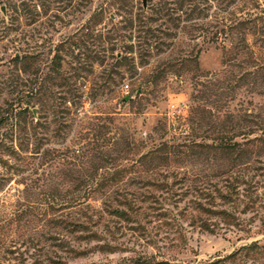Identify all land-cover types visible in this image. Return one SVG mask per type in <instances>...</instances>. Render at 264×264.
I'll list each match as a JSON object with an SVG mask.
<instances>
[{
  "label": "rangeland",
  "instance_id": "374dc122",
  "mask_svg": "<svg viewBox=\"0 0 264 264\" xmlns=\"http://www.w3.org/2000/svg\"><path fill=\"white\" fill-rule=\"evenodd\" d=\"M245 1L226 9L209 1V16L196 21L200 36L190 22L181 32L177 20L143 17L164 43L149 51L138 48L135 29L116 32L149 0H0V105L33 98L37 109L36 138L26 150L0 128V140L17 154L0 162L1 264H264V155L249 164L235 159L229 170L224 160L217 171L202 155L138 161L162 142L200 140L188 122L192 72L154 68L199 50L201 69L212 73L203 81L226 85L221 59L229 42L210 37L228 11L245 15ZM256 3L264 8V0ZM129 42L135 69L112 66L121 51L111 45ZM28 53L34 63L16 68L12 58ZM142 82L144 93L126 100ZM228 105L264 110V97L243 87Z\"/></svg>",
  "mask_w": 264,
  "mask_h": 264
},
{
  "label": "trees",
  "instance_id": "16d2710c",
  "mask_svg": "<svg viewBox=\"0 0 264 264\" xmlns=\"http://www.w3.org/2000/svg\"><path fill=\"white\" fill-rule=\"evenodd\" d=\"M150 6L147 11L140 8L135 14L125 20L123 26L118 27L116 32L121 29L138 31V48L145 46V50L152 49L160 50L164 45L160 36L156 31H160L158 26L146 27L143 17L151 22L160 20L173 21L177 20L174 26L176 30L183 32L187 27L186 23L190 22L192 30H199L198 35L202 34L203 26L196 21L205 19L209 16L208 2H216L219 5L224 4L225 9L232 5L237 6V2L242 0H149ZM203 1V2H202ZM250 7L248 0L245 1L247 11L244 16L237 17L236 12L228 11V17H223L220 20L224 21L219 30L211 35L210 40L216 41L218 34L227 37L229 44L223 47L221 65L223 69L228 71L226 75L228 80L224 85V80L203 81V77L212 74L204 71L200 67L199 53L200 51H190L189 53L170 58L155 66V70L163 74H173L181 76L183 73L191 71L192 79L194 80V92L192 98L196 103L190 107L188 122L190 130L194 136L201 137L200 140L190 137L181 144H167L162 142L148 151L142 153L138 157V161H147L150 165L155 163V160H164L168 163L170 160L178 156L197 157L201 155L206 157V160L212 158L214 161V170L216 171L221 166L220 162L226 161L229 163L228 170L235 166V159L245 158L248 164L252 157L264 155V110L261 108L258 111L244 108L238 112L229 109V102L234 99L238 89L247 87L250 91L255 92L264 97V8H260V4L256 0H251ZM172 5V6H171ZM179 13L175 17L170 15ZM219 20V19H216ZM182 22V25L180 24ZM91 25H86L88 32H93ZM108 39H114L113 36H107ZM140 38L142 41H140ZM121 51V55L117 57L112 55V66L117 68L127 67L128 70H134L136 67L133 58L134 44L126 43L120 46L112 44L110 51L116 49ZM143 49V48H142ZM130 55V57H129ZM53 61L59 58L56 54ZM35 55L32 53L24 54L23 56L16 55L12 58L14 66L18 65L25 71L32 63H34ZM58 67H61V60L57 61ZM143 65V62H139ZM161 65V66H160ZM210 84H212L210 86ZM72 85V84H71ZM147 83H141L135 91L125 96V99H130L133 95L138 97L144 93ZM30 99L12 98L11 101L4 100L6 106L0 105V128H6L9 131L8 137L10 141L17 140L15 146L19 150H26L28 144L36 138V122L35 102ZM206 104H202L204 102ZM211 101V102H209ZM210 104H209V103ZM240 140H237V138ZM121 136H119L115 144L119 145ZM0 162L5 163L2 155L15 157L16 151L12 146L5 145L0 140ZM99 154L106 152L99 151ZM205 159V158H204ZM223 159V160H222ZM226 169V168H224ZM106 183V182H105ZM102 181L95 182L97 186L104 185ZM97 188H93L96 191ZM226 198V197H225ZM124 214V212H120ZM215 213H223L215 212ZM133 264H152L145 258H137L132 261ZM1 264V263H0Z\"/></svg>",
  "mask_w": 264,
  "mask_h": 264
},
{
  "label": "water",
  "instance_id": "95a60500",
  "mask_svg": "<svg viewBox=\"0 0 264 264\" xmlns=\"http://www.w3.org/2000/svg\"><path fill=\"white\" fill-rule=\"evenodd\" d=\"M143 3H145L144 1H143ZM2 10H3V8H2ZM134 96V95H133Z\"/></svg>",
  "mask_w": 264,
  "mask_h": 264
}]
</instances>
